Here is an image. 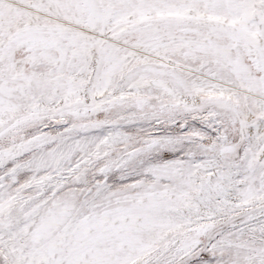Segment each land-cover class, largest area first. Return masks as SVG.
Segmentation results:
<instances>
[{
	"label": "snow or ice",
	"instance_id": "6c2138e0",
	"mask_svg": "<svg viewBox=\"0 0 264 264\" xmlns=\"http://www.w3.org/2000/svg\"><path fill=\"white\" fill-rule=\"evenodd\" d=\"M0 264H264V0H0Z\"/></svg>",
	"mask_w": 264,
	"mask_h": 264
}]
</instances>
